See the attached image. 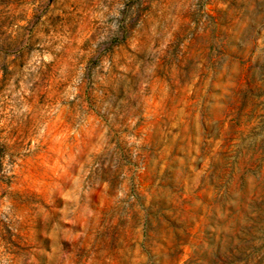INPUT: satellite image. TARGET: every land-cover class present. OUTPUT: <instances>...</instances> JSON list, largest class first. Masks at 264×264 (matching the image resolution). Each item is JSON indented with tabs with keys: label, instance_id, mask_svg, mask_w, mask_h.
Masks as SVG:
<instances>
[{
	"label": "rangeland",
	"instance_id": "obj_1",
	"mask_svg": "<svg viewBox=\"0 0 264 264\" xmlns=\"http://www.w3.org/2000/svg\"><path fill=\"white\" fill-rule=\"evenodd\" d=\"M0 264H264V0H0Z\"/></svg>",
	"mask_w": 264,
	"mask_h": 264
}]
</instances>
